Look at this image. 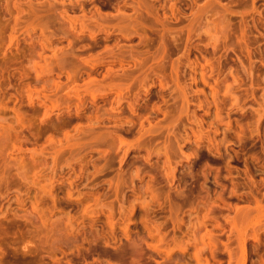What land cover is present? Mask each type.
Returning <instances> with one entry per match:
<instances>
[{"label":"rangeland","instance_id":"rangeland-1","mask_svg":"<svg viewBox=\"0 0 264 264\" xmlns=\"http://www.w3.org/2000/svg\"><path fill=\"white\" fill-rule=\"evenodd\" d=\"M132 263L264 264V0H0V264Z\"/></svg>","mask_w":264,"mask_h":264},{"label":"bare ground","instance_id":"bare-ground-1","mask_svg":"<svg viewBox=\"0 0 264 264\" xmlns=\"http://www.w3.org/2000/svg\"><path fill=\"white\" fill-rule=\"evenodd\" d=\"M142 249H144V248H142ZM142 252H143V250H142ZM142 252H141V253H142ZM139 254H140V253H139ZM141 255H142V254H141ZM149 255H150V254H149ZM151 255H152V254H151ZM179 255H180V254H179ZM181 255H182V254H181ZM141 257H142V256H141ZM148 257H149V256H148ZM139 258H140V257H139ZM182 258H183V257H182ZM151 259H152V258H150V260H151ZM142 260H143V259H142ZM148 260H149V259H148ZM168 260H169V258H168ZM172 260H173V259H172ZM135 262H136V261H135ZM139 262H140V261H139ZM143 262H144V261H143ZM145 262H146V261H145ZM148 262H149V261H148ZM137 263H138V262H137ZM137 263H136V264H137ZM132 264H133V263H132ZM146 264H147V263H146Z\"/></svg>","mask_w":264,"mask_h":264}]
</instances>
